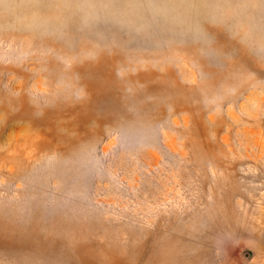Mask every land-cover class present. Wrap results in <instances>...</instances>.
<instances>
[{"label": "rangeland", "instance_id": "1", "mask_svg": "<svg viewBox=\"0 0 264 264\" xmlns=\"http://www.w3.org/2000/svg\"><path fill=\"white\" fill-rule=\"evenodd\" d=\"M264 0H0V264H264Z\"/></svg>", "mask_w": 264, "mask_h": 264}, {"label": "clouds", "instance_id": "2", "mask_svg": "<svg viewBox=\"0 0 264 264\" xmlns=\"http://www.w3.org/2000/svg\"><path fill=\"white\" fill-rule=\"evenodd\" d=\"M244 42L248 43L249 48L254 52V54L264 53V31H258L250 41Z\"/></svg>", "mask_w": 264, "mask_h": 264}]
</instances>
